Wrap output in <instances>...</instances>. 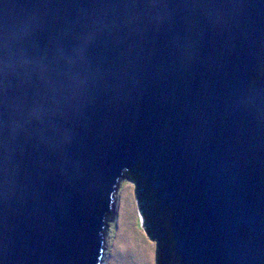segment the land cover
<instances>
[{
	"label": "water",
	"instance_id": "1",
	"mask_svg": "<svg viewBox=\"0 0 264 264\" xmlns=\"http://www.w3.org/2000/svg\"><path fill=\"white\" fill-rule=\"evenodd\" d=\"M125 183L156 264H264V0H0V264H106Z\"/></svg>",
	"mask_w": 264,
	"mask_h": 264
},
{
	"label": "rangeland",
	"instance_id": "2",
	"mask_svg": "<svg viewBox=\"0 0 264 264\" xmlns=\"http://www.w3.org/2000/svg\"><path fill=\"white\" fill-rule=\"evenodd\" d=\"M134 188V183H125L118 190L114 238L106 264H156V242L142 230Z\"/></svg>",
	"mask_w": 264,
	"mask_h": 264
}]
</instances>
